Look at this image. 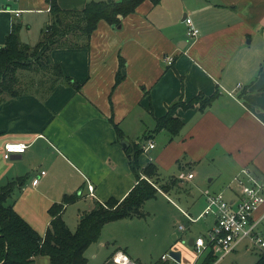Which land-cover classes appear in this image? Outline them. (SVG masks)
I'll return each mask as SVG.
<instances>
[{
    "label": "crops",
    "instance_id": "obj_1",
    "mask_svg": "<svg viewBox=\"0 0 264 264\" xmlns=\"http://www.w3.org/2000/svg\"><path fill=\"white\" fill-rule=\"evenodd\" d=\"M92 1L103 0L58 3L64 10L78 11ZM49 11L47 0H0V47L14 24L21 26L22 41L35 45L51 23ZM186 18L200 30L198 38L188 36ZM167 57L174 58L172 65ZM51 58L79 87L63 81L48 93L50 84L36 83L2 103L0 188L24 177L23 188L39 195L45 206L60 203L68 194L90 196L95 203L122 200L137 183L127 151L133 143L143 148L149 142L155 147L143 152L139 164L144 168L154 162L159 173L178 168L179 174H190L194 171L185 164L212 162L227 185L244 169L264 176V0H162L157 6L146 1L118 27L101 21L89 47L55 49ZM121 58L124 78L116 85ZM199 94L218 96L204 111H178L185 124L180 135L172 139L166 130L150 135L169 106ZM9 143L25 144L27 151L6 159ZM193 174L191 181L197 179ZM215 181L209 179V184ZM217 193L206 188L205 208L206 194ZM231 194L227 200L233 202ZM254 216L264 237V203ZM173 238L181 243L171 251L181 252L182 263L199 264L206 253L198 258L195 242L185 247L183 236ZM238 252L258 251L245 243L229 255ZM122 253L134 261L129 251Z\"/></svg>",
    "mask_w": 264,
    "mask_h": 264
},
{
    "label": "trees",
    "instance_id": "obj_2",
    "mask_svg": "<svg viewBox=\"0 0 264 264\" xmlns=\"http://www.w3.org/2000/svg\"><path fill=\"white\" fill-rule=\"evenodd\" d=\"M50 5L51 23L41 31V36L32 49L21 39V26L14 24L12 32L6 42L0 47V106L7 99L23 95L24 85L33 86L49 84L46 92H51L56 85L65 81L77 87L79 84L67 77L62 67L56 64L51 53L59 48H87L94 31L101 21L113 26H120L122 20L136 12L139 6L149 1L154 6L162 0H103L87 3L84 9L78 11L64 10L58 0H47ZM41 39V40H40ZM31 58L35 61L32 62ZM36 65L49 74L38 80ZM125 66L120 60V72L116 77V85L124 76L121 70ZM43 71V73H44ZM23 73L28 75V82L24 85L20 80ZM39 73V72H38ZM48 92V93H49ZM217 94L205 96L199 94L191 101L185 102L181 97L168 107L167 114L156 120V126L151 136L161 131H168L173 138L182 132L185 124L178 117V111L198 107L204 111L217 98ZM118 138L123 139L122 131L116 126ZM149 135L144 139H149ZM144 150L140 143H133L127 154L135 167L139 166V158ZM143 178L137 176V183L122 200L111 198L106 203L96 202L93 209L86 213L77 231L72 232L66 225L63 214L70 203L80 198L79 195H65L60 203L53 204L49 209L51 221L44 236L40 235L24 218H22L8 201L15 190L22 189L25 184L24 177H18L0 188V264H36L37 257H47L50 264H89L85 252L89 246L99 239L102 227L110 222L145 217L142 208L147 201L154 198L158 191L159 168L154 162H149L143 169ZM153 180V182H152ZM171 182V183H170ZM176 185V178L171 180ZM169 185V184H168ZM167 186L159 188L167 189ZM81 195V194H80ZM210 251V252H209ZM204 257L201 264H215L219 257L212 247ZM114 253L105 264H114ZM156 264H175L163 261ZM255 264H264V255H260Z\"/></svg>",
    "mask_w": 264,
    "mask_h": 264
},
{
    "label": "rangeland",
    "instance_id": "obj_3",
    "mask_svg": "<svg viewBox=\"0 0 264 264\" xmlns=\"http://www.w3.org/2000/svg\"><path fill=\"white\" fill-rule=\"evenodd\" d=\"M35 45L31 48L34 49ZM31 60L32 62L35 61L34 58H31ZM36 68L38 71H36L37 75L34 76L35 80L44 78L49 74L47 69L44 71L38 65H36ZM20 80L23 85L27 83L29 80L28 74L23 73L22 76L20 75ZM30 87L32 86H29V84L24 85V90H29ZM120 142L123 144L122 140ZM211 163H203L199 164L200 166L195 165V167L194 164H185L186 169L191 167L189 169L196 173L197 179L195 181L180 179L174 186L170 184L171 179L178 176L180 178L182 172L179 174L178 168L172 172L161 171L157 186L159 192L154 198L147 201L142 208L145 217H135L105 224L102 227L99 239L92 243L85 252L88 263L105 264L114 253L121 250L122 252L129 251L137 264H156L161 261L163 255L168 254L169 256L172 247L181 243L174 240V235L183 236L186 241L185 247L192 246L199 236L207 237L208 232L213 228L214 217L212 215H208L209 217L204 216L206 218L200 217L206 204L202 193L206 188H210L212 192L223 193L226 199H230L232 196L229 189L230 184H226L228 182H225L219 176L217 166ZM142 169L143 167L140 164L138 167L134 165V170L140 179L143 178ZM214 178H216V181L209 184V179ZM162 186L168 187L166 191L159 189ZM12 199L16 201V212L40 235L44 236L49 221H51L49 209L52 205L45 206L43 199L29 188L15 190L8 204H12ZM94 205L95 201L86 195L80 196L78 200L70 203L63 215L67 227L72 232L77 231L82 217L90 212ZM185 213L191 217L193 223L185 218ZM180 225L186 228L182 235L177 232ZM242 245H244V242ZM192 248L190 249L192 250ZM257 253L254 252L255 255L245 252L233 253L220 260L219 264H255L259 259ZM204 257L199 264H201ZM36 264L50 263L47 257H38L36 258Z\"/></svg>",
    "mask_w": 264,
    "mask_h": 264
},
{
    "label": "built area",
    "instance_id": "obj_4",
    "mask_svg": "<svg viewBox=\"0 0 264 264\" xmlns=\"http://www.w3.org/2000/svg\"><path fill=\"white\" fill-rule=\"evenodd\" d=\"M186 23L188 36L198 38L200 30L194 26L192 20L186 18ZM165 61L168 65H172L174 58L167 57ZM154 147V143L149 142L143 146V150L148 152ZM26 151L25 144L9 143L5 146V158L10 159L12 155L24 154ZM193 178V173L180 176V179L187 181H191ZM88 189L90 195L94 196V186L89 184ZM229 189L235 194L233 202L227 200L223 193L206 194L207 206L201 217L212 215L216 222L207 237H199L195 240V249L199 251L198 258L214 247L215 251L219 253L218 260H222L243 242L248 244L249 250L258 251L264 255V237L259 231V220L254 216L255 211L264 203V176L257 177L248 169H244L229 185ZM179 230L183 232L185 227L180 226ZM178 239H182V236ZM168 259L175 264H183L182 262L177 263L168 255L162 258L163 261ZM112 261L114 264H137L122 252H118Z\"/></svg>",
    "mask_w": 264,
    "mask_h": 264
},
{
    "label": "water",
    "instance_id": "obj_5",
    "mask_svg": "<svg viewBox=\"0 0 264 264\" xmlns=\"http://www.w3.org/2000/svg\"><path fill=\"white\" fill-rule=\"evenodd\" d=\"M123 146H128V144H126L124 141H122ZM169 257L173 260H175L177 263H181L182 259H181V252L179 251H171L169 253Z\"/></svg>",
    "mask_w": 264,
    "mask_h": 264
}]
</instances>
